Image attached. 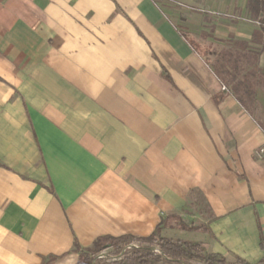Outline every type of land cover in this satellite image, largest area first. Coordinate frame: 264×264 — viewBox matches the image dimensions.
Here are the masks:
<instances>
[{
    "label": "crops",
    "instance_id": "1",
    "mask_svg": "<svg viewBox=\"0 0 264 264\" xmlns=\"http://www.w3.org/2000/svg\"><path fill=\"white\" fill-rule=\"evenodd\" d=\"M257 32L247 0H0V264H76L74 240L169 215L206 230L162 235L258 262L264 96L211 65H264Z\"/></svg>",
    "mask_w": 264,
    "mask_h": 264
},
{
    "label": "trees",
    "instance_id": "2",
    "mask_svg": "<svg viewBox=\"0 0 264 264\" xmlns=\"http://www.w3.org/2000/svg\"><path fill=\"white\" fill-rule=\"evenodd\" d=\"M247 9L250 18L257 20L260 26L253 40L264 49V0H247ZM258 53L247 45L237 46L220 52L211 64L218 78L230 83V91L245 106L256 107V86L259 82L264 84V65L257 67L255 63ZM260 125L263 127L261 122ZM167 227L206 230L203 225H187L176 215H169L145 236L105 234L97 236L87 247H80L74 240V250L78 252L76 264H191L193 260L201 264H264V255L256 263L237 255L233 261H228L220 253L207 252L199 242L162 235V229ZM133 240L138 243H131ZM106 248L110 250L102 252ZM261 248L264 251L263 243Z\"/></svg>",
    "mask_w": 264,
    "mask_h": 264
},
{
    "label": "rangeland",
    "instance_id": "3",
    "mask_svg": "<svg viewBox=\"0 0 264 264\" xmlns=\"http://www.w3.org/2000/svg\"><path fill=\"white\" fill-rule=\"evenodd\" d=\"M256 92H261V94L264 96V84L262 82H259L258 85L256 86ZM257 115L260 119V122L262 123L263 127H264V109L260 107V109L257 110ZM131 243L133 244H137L138 241L137 240H133ZM110 250L109 248L104 249L102 252L108 251ZM191 264H201L200 262H197L195 260L190 261Z\"/></svg>",
    "mask_w": 264,
    "mask_h": 264
},
{
    "label": "built area",
    "instance_id": "4",
    "mask_svg": "<svg viewBox=\"0 0 264 264\" xmlns=\"http://www.w3.org/2000/svg\"><path fill=\"white\" fill-rule=\"evenodd\" d=\"M222 88L224 89L225 86H222ZM255 154L260 158L264 157V144L261 145L257 150H255Z\"/></svg>",
    "mask_w": 264,
    "mask_h": 264
}]
</instances>
